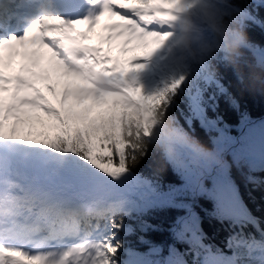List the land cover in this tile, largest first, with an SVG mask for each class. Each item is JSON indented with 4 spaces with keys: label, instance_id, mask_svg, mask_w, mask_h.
Returning a JSON list of instances; mask_svg holds the SVG:
<instances>
[{
    "label": "snow or ice",
    "instance_id": "1",
    "mask_svg": "<svg viewBox=\"0 0 264 264\" xmlns=\"http://www.w3.org/2000/svg\"><path fill=\"white\" fill-rule=\"evenodd\" d=\"M234 3L246 25L258 22L264 0ZM196 6L197 0H0V264H264V228L217 158L225 143H238V163L264 167V122L241 114L242 126L252 127L244 133L241 126L237 139L226 135L228 125L220 127L222 117H209L217 92L227 93L221 75L211 59L186 61L175 52V25ZM244 49L264 67V48L248 42ZM17 58L26 74L7 75ZM52 73L57 84L46 86L55 99L37 86ZM210 88L217 91L206 99ZM166 116L173 127H163ZM181 118L189 128L198 120L219 133L211 138L213 153L188 142ZM37 123L46 130L37 131ZM153 149L181 185L161 192L135 171ZM188 194L213 199L211 214L231 229L228 251L205 243L192 204L178 199ZM153 206L185 211L170 229L188 245L183 252L170 245L166 257L153 259L163 249L144 236L138 239L150 245L147 252L125 246L135 229L123 218ZM249 225L260 238L245 231Z\"/></svg>",
    "mask_w": 264,
    "mask_h": 264
},
{
    "label": "trees",
    "instance_id": "2",
    "mask_svg": "<svg viewBox=\"0 0 264 264\" xmlns=\"http://www.w3.org/2000/svg\"><path fill=\"white\" fill-rule=\"evenodd\" d=\"M246 30L249 42L264 48V9H261V14H258V22L257 20H249L247 22ZM217 66L222 82L227 88V93L217 92L215 101L217 107L215 111L209 107L208 115L213 119L217 116L222 117L223 121L220 127L225 124L228 125L226 135L239 139L242 131L247 133L249 128L252 127L249 121H244L242 126L241 114H247L250 121L264 122V71H261V67L257 66L256 61L245 49L239 68L224 64H217ZM214 91L217 90L210 88L205 98L207 99V96ZM183 107L184 105L182 104L181 108ZM177 115H179V112H177ZM40 118L42 119L41 116ZM44 121L47 122L46 120ZM181 124L185 126L190 134L198 138L203 145L209 149H214L215 146L211 138L218 137L219 133L202 128L198 120L192 122L191 128L184 123L182 118ZM241 126L242 131L238 130L241 129ZM36 130L45 131L46 129L37 123ZM237 147H239L238 143H225L223 151L220 153V160L223 165L227 166L228 176L240 192L241 199L248 206L250 212L259 218L260 227L264 228V170H250L249 165L243 160L238 163L233 154V150ZM135 171L158 183L161 192H167L169 185L179 186L183 183L181 177L173 171L161 153L155 149L150 150L148 156L140 162ZM217 171L218 167H214L212 175H215ZM248 176L256 177L260 182L251 183L247 179ZM202 183L207 190H211L213 187L211 179L205 178ZM178 199L192 204L194 211L199 216L200 227L206 236L205 243L217 245L228 251L225 245L231 229H229L228 221L221 223L220 220L211 214L215 207L213 199L208 194L196 195L195 199L192 198L191 194H188ZM185 214L183 209L176 207L153 206L148 208L143 214H140L139 218L136 215L124 217L125 223L135 229L132 234L124 236L125 246L130 245L140 252H147L150 245L141 244L138 239L140 236H144L151 244L161 246L163 249L161 256L152 257L153 259L166 257L170 245H175L177 249L183 252L188 248V245L176 241L170 229L176 217ZM120 218V216L116 217V219ZM141 221L150 226L146 231H141L138 227ZM245 231L255 233L257 238H260V233L251 225ZM185 258L189 261L193 259L191 255Z\"/></svg>",
    "mask_w": 264,
    "mask_h": 264
},
{
    "label": "clouds",
    "instance_id": "3",
    "mask_svg": "<svg viewBox=\"0 0 264 264\" xmlns=\"http://www.w3.org/2000/svg\"><path fill=\"white\" fill-rule=\"evenodd\" d=\"M178 57L186 61L211 59L212 69L218 72L215 60L219 58L227 66L239 68L244 48L249 42L246 18L234 0H197V6L187 10L175 25ZM264 71V67H261ZM164 128H171L170 117H164ZM159 129L153 135L155 140ZM189 143L196 144L205 152L213 153L198 138L183 133ZM221 159L220 156L217 157Z\"/></svg>",
    "mask_w": 264,
    "mask_h": 264
},
{
    "label": "rangeland",
    "instance_id": "4",
    "mask_svg": "<svg viewBox=\"0 0 264 264\" xmlns=\"http://www.w3.org/2000/svg\"><path fill=\"white\" fill-rule=\"evenodd\" d=\"M57 76H56V74L54 75V77H53V79L51 78L50 80H48V81H46L44 84H42V86H41V89L42 90H44V92H45V94L46 95H48L50 98H51V96H53V93H51L49 90H48V88H47V84H49V83H51V84H57ZM53 80H54V82H53ZM58 87H59V85H58ZM57 87V88H58ZM53 98H54V96H53ZM45 120L46 121H48V118H45ZM9 123H11V122H9Z\"/></svg>",
    "mask_w": 264,
    "mask_h": 264
}]
</instances>
